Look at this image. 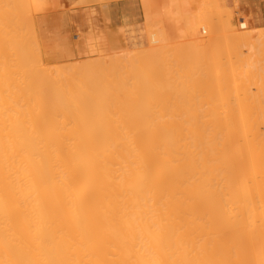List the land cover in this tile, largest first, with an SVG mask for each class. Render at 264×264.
I'll return each mask as SVG.
<instances>
[{"label": "bare ground", "instance_id": "1", "mask_svg": "<svg viewBox=\"0 0 264 264\" xmlns=\"http://www.w3.org/2000/svg\"><path fill=\"white\" fill-rule=\"evenodd\" d=\"M8 1L12 0H0V264H264V112L238 111L243 104L240 108L236 107V112L227 110L224 113L226 107L223 105V112H216L214 109L220 104L209 113H203L204 110L201 113L188 110V113H181L176 109L177 97L172 99V91H168L171 89L170 83L167 82L169 86L165 88L169 93L163 88L161 91L164 92L159 93L160 89L154 84L157 80H149L150 76L154 77V71H150L153 75L146 72L151 74L147 76L149 81L144 83L141 80L145 88L137 89L136 80L128 84L126 82L124 98L117 96L116 99L110 97L117 93L112 90L113 87L107 89L101 81L94 83L93 77L85 73V76L78 74L77 78L75 71L76 74L71 75L75 76L67 75L69 78L65 80L59 76L48 78L51 68L48 72L46 66H42L41 59L38 63L39 55L32 51L36 44L34 46L29 42L33 45L30 48L28 42L25 44L29 36H25L27 40L21 37L23 26H26L21 17L28 11L23 2L28 3L27 0H14L22 7ZM13 4L18 5L19 10L14 7L20 13L25 7V13H16ZM9 7L19 16L15 14V17L12 12L10 17ZM11 19L15 23L13 27L18 26L19 29H13L9 24ZM227 26L230 28V22ZM14 30L19 31L17 35L23 39L19 38L20 43L25 42H22L26 45L24 48L18 46L20 43ZM31 31L28 32L30 36L33 33ZM32 40L36 41L35 38ZM247 46L250 53L256 49L253 44ZM198 48L197 51L194 49L197 55ZM21 50L24 51L21 53ZM203 50L209 51L206 48ZM242 50L239 56H242ZM30 51L31 57L35 55L37 59L28 57ZM159 52L156 51L157 55L154 52V58L160 56ZM166 52L162 51L161 56L166 55ZM239 56L237 54L236 57L240 59ZM213 57L216 59V56ZM167 59L165 57V62ZM33 60L46 71L41 68L40 77L31 72L38 71L37 64L36 69L33 63V66L31 63L30 67L27 65ZM239 63L242 64L241 61ZM74 64L75 68L79 66ZM146 68L143 70L157 69ZM67 69H71V65ZM166 71H169L168 68ZM163 73L168 81L171 74H175L171 72L168 78L170 72ZM236 74L233 75L234 79ZM111 75L113 78L115 74ZM198 75L192 78L196 80ZM174 77L176 81L170 79L172 84L178 79ZM190 79L187 80L192 81ZM182 80H178L179 84H188L187 80ZM260 83L263 86L262 80ZM195 84L199 87L201 81L199 85L198 81ZM197 86L195 90L201 91L199 95L211 89L209 84L200 86L205 91L199 90ZM186 88H182L184 93ZM138 93L141 95L139 100ZM156 93H165L163 97L169 99V96L172 101L175 100L173 106L177 111L167 112V105V111H163L162 106L166 102L163 100L162 105H157L159 99ZM107 94H110L107 97H110L111 102L123 101L122 109L119 108L120 101L112 104H119L116 107L122 111L114 114L117 110L114 108L111 114V107L106 111L101 103ZM234 96L238 99V92L237 97ZM191 97L188 98L190 102L194 100ZM205 97L200 100L206 101L208 98ZM107 99L106 102L109 101ZM123 99L130 101L129 106ZM142 99L143 103H140ZM251 99L252 96L249 101ZM194 102L190 106L196 104ZM238 103L236 101L235 106ZM157 106H161L162 110H157ZM90 109L96 112L90 114L87 112Z\"/></svg>", "mask_w": 264, "mask_h": 264}, {"label": "rangeland", "instance_id": "2", "mask_svg": "<svg viewBox=\"0 0 264 264\" xmlns=\"http://www.w3.org/2000/svg\"><path fill=\"white\" fill-rule=\"evenodd\" d=\"M12 1L15 4L17 3L19 6H21L19 4V2H15V1H19V0H15V1L12 0ZM12 1H10V2H12ZM37 1L31 0V2H30V0H27L28 3H25V1H24L23 3L26 4L25 7H27V9L25 7H23L24 11L21 8H20V10H21V12L23 11L24 13H25V9L28 11H26V13L23 15H22L23 12L20 13L18 11L19 10L18 5L15 6V4H13L12 8L14 6L17 7L18 10L14 7L17 10L16 13L19 12V15H22L21 18L26 22L25 23L23 21L26 24V26H23V31L25 30L24 29L25 27H26V30H29L31 27V29L29 31L25 30V33H22L23 31L21 32V35L23 34L21 36L22 38H24L26 40L29 38L28 39L29 41L25 40L26 43L24 41H22V42H24L25 44H27V42L29 44V42H30V44L32 43L34 46L36 44L35 50L31 47L33 45L29 44L27 46L32 48L33 54H35V55L38 54L40 56V58H39V56L37 57L38 63H39V60L41 59L40 62H42L41 63L42 66L43 65L46 66V67L43 66V67H45V70L47 68L46 71H48V69L51 68V69H49L51 71L50 72L51 74L49 73L51 75L50 77H48L47 74L45 73L46 77H48V78H56L59 76L58 78L65 80V79L69 78L72 74H74L75 71L77 73L76 76L73 75L75 77H77V76L79 77L78 74H80L81 76H85V74H88L87 76L91 75L90 77H93L92 82L100 83V81H101L102 84L105 83L103 85H105L107 87V89H108V87L109 88L113 87L112 90H114L115 92L117 91L118 94L114 93L116 96L114 94H112L110 97L113 96L114 98H111V99H116L117 96L118 97L121 96V98H124L123 97V96H125L124 89L127 88V85L125 84L126 82L128 84V82L132 83L136 80L135 84L137 85V89L139 87H140L139 89H142V88H145V86L143 87V84L145 82L151 80L150 78H152L151 81L157 80V82L156 81L155 82L158 84L161 82V84H160L161 86L154 83L155 87L160 89L159 93H161L162 91L164 92V90L161 91V88L165 89V88H167V86H169V85H167V82H168V84L170 83V85H171L170 86L171 89H169V90L165 89V91H167V90L169 92L172 91V92H170V94H172L171 96L173 97L172 99H174L175 97L178 98V99L175 98L177 100V103L175 100L172 101L171 97H169L170 94H167V92H168L167 91L166 95H169L168 98L171 100L170 104H168L169 99H167V97H163V96H166V95H164L165 93H162V95L161 94L158 95V93H156L159 101L161 98V103H159V101H158L157 105L158 104L162 105L163 100L166 102V104H164L162 106V108L164 107L163 111L168 110L167 112H172L171 110H173V112H174V111H177V110H175V108L178 107L176 109H178V111L181 113H183L184 111H186L184 113H188V111L201 113L202 110H204L203 113H205V112L209 113V111L212 112V110L214 108H216L217 106H219L221 104L220 105L221 107L220 106L218 107L220 109L216 108L217 110L216 109H214V110L216 112H223L221 110H223L226 107L224 110V113H225L227 110L229 112H233V111L236 112L238 110L237 108H240L241 105L243 104L241 107L242 109L240 108L238 111L264 112V99H262V97L264 98V96H263L264 95V92H263V90H264V88H263V86H264V83H263L264 82V80H263V77H264V71H263L264 70V56H263V54L264 53H262V52H264V47H263L264 46V0H140L141 5H142V17H140L139 21H136V22H138L137 39L139 40V43H134V44L132 43V41L130 39L129 33L126 31V28L122 25V23L118 17V11H117L118 6H117V4L120 0H37ZM20 3H21V1H20ZM7 5L9 6V4H7ZM3 7L5 8V4L3 5ZM10 7H9V9H11ZM9 9H7V10H9ZM9 11H10L9 12L10 17L12 16V14L15 17H16V15L19 16L18 14L13 12L14 10L11 9ZM27 12L29 14H27ZM12 18H14V17H12ZM18 18H16V19H18ZM22 19H20V20H22ZM23 22H20V23L22 24ZM229 22H230V26H229L230 28H228V26H227ZM9 24L12 25L15 23H13V20L11 19V20H9ZM25 24H23V25H25ZM29 24H31V25H29ZM238 25L240 26V28L238 27ZM14 26L16 27V25H14ZM27 26H28V29H27ZM12 27H13V25H12ZM17 27L16 28L13 27V29H19ZM21 28L22 27H20V29ZM231 30H233V31H231ZM17 31L18 30L15 31L16 39L18 36L17 34H19V31L18 32ZM30 31L33 32V33H31L32 36H30L28 33ZM45 34H47V35H45ZM27 35L29 36L28 38L25 37ZM33 35H34V37H33ZM19 38H20V35L18 36V39H17V41L20 43ZM22 38H20V39L23 40ZM34 38L36 41L32 40ZM30 40H32V41H30ZM248 40H249L250 45L253 44L256 47V49L259 46L261 48L259 47L258 48L259 50L257 49L258 51L256 49L252 50V52H251L252 54H251L249 47L247 46V44L249 45V43H247ZM90 41H92V42L94 41V42L90 43ZM96 41H99V42H96ZM21 43L18 46L24 48V46H26V45L24 43H22V44ZM260 43L262 46L260 45ZM37 44H38V46H37ZM226 44L229 47L231 46L229 50H228V46H226ZM257 44H259V46ZM89 45H91V47ZM186 46H188V47L185 48ZM210 46H212V47L214 46V48L216 50H213L214 48L211 49ZM65 47H67V48H65ZM89 47L92 48L93 50L91 49V51H89L90 50ZM98 47H100V49H98ZM194 47H196V48H194ZM198 47H200L201 49ZM238 47H239V49H236ZM240 47H241V49H240ZM262 47H263V49H262ZM30 48H28V51ZM36 48H38V51H36ZM181 48H184V49L182 50ZM197 48H198L199 57H198L197 53L195 52V50ZM205 48H206V50L209 49L208 53H207V51L203 50ZM231 48L233 49L232 52H231ZM25 49L27 50V48H25ZM46 50H48L49 52ZM51 50H52V52H51ZM199 50H201V52H203V54H201V52ZM240 50H242V56H239V55H241ZM22 51H24V50H21V53H22ZM32 51L29 52L30 56H28V57L34 59L35 55H34V57H31V56H33ZM35 51L38 53H36ZM57 51L59 52V54ZM61 51H62V53H61ZM63 51L65 53L66 52L67 53L65 55H63L64 54ZM100 51H101V54L98 55V53H100ZM156 51L157 52L158 51H161V52L167 51L166 55H168L170 52H172L171 55L174 56V57L172 56L174 59L171 58L170 54L168 55L169 56L168 57L163 53L164 54L163 56H165L166 58H169V59H167V62L169 60L170 63L167 64V62H165V57L161 56V54H162L161 52H159V54H158L161 57L155 56V58H154V55H155L154 52L156 53ZM215 51L216 52L218 51V52L216 53ZM91 52H92V54H91ZM93 52H94V54H93ZM102 52H105V53H102ZM255 52H257V54H255ZM208 54H210V55H208ZM237 54L240 57V59H238L236 57ZM55 55H57V56H55ZM116 55L119 59H117ZM156 55H157V53H156ZM200 55H201V58H200ZM213 55L216 56V59H215V57H213ZM45 56H46V59H45ZM105 56H106V59H104ZM185 56H187V57H185ZM191 56H193V57L191 58ZM195 56H196V58H195ZM206 56H208V57H206ZM209 56H211V57H209ZM101 57H103V59ZM131 57L133 60H131ZM212 57H213V59H212ZM234 57H236V59H233ZM241 57H242V59H241ZM257 57H258V59H257ZM27 58H25V59H27ZM37 58H35V59H37ZM96 58L97 59L99 58L101 60L98 59L99 60L98 61ZM158 58L161 59V60L159 59L161 62L159 60L158 61L155 60ZM170 58H171V60H170ZM180 58H183V59L180 60ZM129 59L131 60V62ZM197 59H198V62H197ZM222 59H223V62H222ZM245 59H247V60H245ZM44 60H47V61H44ZM86 60L89 61V63H87ZM134 60H137V61L134 63ZM33 61L32 62L26 61V62H29L27 65L29 66L30 63L31 64L33 63L35 69L37 66H38L37 68H39V65L37 63H35V61L34 62ZM91 61H93V63H95V64H92ZM213 61L216 65L213 63ZM239 61H241L242 64H240ZM242 61H244V62L246 61V63H244ZM98 62H100V63H98ZM129 62L132 64H129ZM155 62H157V63H155ZM163 62L165 64H163ZM190 62H191V64H190ZM210 62L213 64H211ZM252 62H256V64L251 65L250 63H252ZM74 63L77 65L79 64V66H76L77 68H75V66H73ZM201 63H203V64H201ZM228 63H229V65H228ZM257 63L259 64V66ZM33 64L31 66H33ZM35 64H37V66H35ZM68 64L71 65V69H67V68H70V65H68ZM80 64H82V65L80 66ZM134 64L136 65V67ZM170 64H172V65H170ZM184 64H186V65H184ZM196 64H198L199 67ZM248 64H249V66H248ZM107 65H109V66H107ZM128 65H131V67ZM146 65H147V68L149 66V68L152 67V69H154V67L156 69V67H157L156 71H158V72H156L155 70H151V69L148 71L143 70L146 68ZM192 65L195 67V69H194L195 71L193 70L194 67ZM42 66H40V67L42 68ZM158 66H159V68H158ZM165 66H166V68H165ZM188 66H190L191 68ZM222 66H223V68H221ZM83 67H85V68H83ZM169 67H172V69L171 68L169 69ZM245 67H247V68H245ZM248 67H251V68H248ZM41 68L37 69L38 71L32 70L31 72L36 77L37 76L40 77L42 75V73L40 74L39 72L43 69V68L42 69ZM56 68H58V69H56ZM167 68L169 71H166ZM186 68L187 69L190 68V69L187 70ZM214 68L216 71L214 70ZM219 68H221V70ZM28 69H30V68H28ZM63 69L67 71L66 72L67 74L64 72ZM108 69H110V70H108ZM111 69L114 70L113 71L114 73L112 72ZM115 69H117V70H115ZM162 69H164V70H162ZM173 69H174V71H170ZM247 69H248V72H246ZM249 69H250V71H249ZM139 70L144 71L145 75L143 76L144 72H142V71H140V72L143 74L140 75ZM238 70L239 71L242 70V71L238 72ZM43 71H44V69H43ZM46 71H44V72H46ZM91 71H92V73H91ZM109 71H111L112 73ZM118 71H121V72H119L120 74L117 73ZM150 71L151 72L154 71L153 73H155L156 76L158 75L157 73H159V75H162L163 72H166V73L170 72L168 74L169 75L168 78L170 77L171 72L172 73L174 72L175 73L174 75L176 76V78H178L177 82H175V83L173 82V84L171 83V80L176 81V80H174L175 77L173 74H171L169 81L166 79L167 78L166 75H162L164 77L157 76V78L160 77V79H161V80L159 79L160 80L159 81L155 77V75H154L155 79H154V77L150 76L152 74ZM161 71H162V73H161ZM181 71L186 72V73H182ZM198 71H200V72L198 73ZM234 71L236 73L238 72L239 74L242 73V75L240 74L242 77L240 75L238 76L241 79L236 78L238 73L236 74ZM243 71L246 72V74L243 73ZM55 72H57V73H55ZM81 72H83V73H81ZM146 72L151 73V74H148V73L146 74ZM190 72H191V74L193 73L192 74L193 76L190 75ZM233 72L236 74V76H234L236 80L233 78V75H235ZM250 72H252V73L250 75H247ZM253 72H254V74H253ZM54 73L56 75L57 74L58 75L55 76ZM93 73H94V75L92 76ZM126 73H127V75H125ZM166 73H163V74H166ZM219 73H220V75H219ZM230 73L233 75H230ZM111 74H115L113 76L114 79L112 78ZM43 75H44V73H43ZM67 75L69 77H67ZM184 75L186 76V78L188 76L187 79L194 77V75H198L196 77V80H195V78L194 79L192 78L190 80H192V81L195 80L196 82L198 81V85L200 84V81H201V84L199 85V87L195 84V81L193 82L198 87V89L200 88L199 90H202L203 88H201V87L202 86L204 87L205 84L206 85L209 84V88L211 87V89L210 90L207 89V90L211 91L210 93L212 96H210V93L207 92V90L205 91V89H203L205 92H203L199 95L198 93L201 91L198 92V90H195L196 86L193 88L194 84L192 85V81H188ZM245 75H247L246 78H245ZM60 76H62V77H60ZM73 76H71V77H73ZM95 76H96V78H95ZM127 76H130V77H127ZM131 76L133 79L131 78ZM140 76H142V77H140ZM147 76L148 77L150 76L149 80L147 79L148 78ZM165 76H166V78H165ZM182 76H184V77H182ZM254 77H256V78H254ZM110 78H112L113 80ZM138 78H139V80H138ZM182 78H184L185 80L188 81V82H186V83H188L187 85L182 86L183 84H181V83L179 84L180 81H183ZM214 78L217 80L218 83L216 82V80ZM232 78H233V82H232ZM251 78L253 79L252 82H254V84L250 81V80H252ZM99 79H102L105 82H103L102 80H99ZM162 79L165 81H162ZM198 79H200V81ZM239 79H240V82H239ZM111 80H112V82H111ZM141 80H144V83ZM178 80H179V82H178ZM222 80L224 82H222ZM245 80L249 81V83H247ZM261 80L263 83V86L261 85L262 87L260 86ZM228 81H230V83ZM238 83H240L241 85ZM163 84H165V85L162 86ZM110 85H112V86H110ZM180 85L182 86V88H184L186 86L187 91L189 90V92L190 91L191 92L189 93V92L185 91V93H184V90L180 87ZM243 85L245 86V88H243ZM257 86H259V88H257ZM134 87L136 88V86H134ZM149 87H151V86H149ZM260 87H261V89H260ZM147 88H148V85H147ZM207 88H208V86H207ZM190 89H192V90H190ZM248 90H249V92H248ZM214 91H216V92H214ZM236 91L239 94L238 97H237ZM242 91L244 92V94ZM110 92H111V90H110ZM143 92H139V93L141 94ZM206 92L209 93V95ZM247 92H248V95H247ZM139 93L137 94L138 100L141 98L140 97L141 95ZM213 93H214V96H213ZM249 93H250V96H249ZM174 94H175V96H174ZM109 95L108 94L105 95V97L103 98L104 100L102 101L101 104L105 106L106 111H109L108 108L111 107L110 110H111V114H112V112H113L112 109L113 110H114V108L117 109L116 106H119V104L116 106L112 105V104H117V101H118V103L121 102V104H120L121 107L119 106V108L122 109V107H123L122 105L124 103H122L123 102L122 100L121 101L120 100H117V101L113 100V102H111L112 100L110 99V97H107ZM193 95H195V98ZM201 95L202 96L204 95V96L201 97ZM234 95H236V97L238 99H236ZM189 96L193 97V98L191 97V100L194 99L196 104H192L190 106V104L193 103L194 100L190 102V100L188 99ZM205 96H207L208 99H206V101H208V102H206L205 99L200 100V98H206ZM222 96L224 97L223 99H222ZM240 96H241V98H239ZM251 96H252V99H253V97L255 99H253V100L251 99V101H249ZM63 98H64V96H63ZM107 98H109V99H107ZM157 98H156V100H158ZM164 98H166L168 101H166ZM106 99L109 100L108 101V102H110L109 104H108V102L105 101ZM225 99H226V101H225ZM181 100H183V101H181ZM199 100L202 101L203 104H201V102ZM234 100L239 102L237 106H235L236 101H235V103H233ZM243 100L245 101V103L243 102ZM261 100H263V103L261 102ZM124 101H125V103L127 102L128 106H129L130 101H128V99L127 100L125 99ZM142 101H143V99L141 100L140 103H143ZM174 101H175V105H176L175 108L173 106ZM210 101H211V103H210ZM171 102H173V103L171 104ZM221 102H223V104ZM240 102H242V103H240ZM178 103L180 104V106ZM212 103L214 105H212ZM249 104L251 106L248 108ZM183 105L184 106L186 105V107H184ZM195 105H196V107H195ZM222 105L225 107H223ZM165 106L167 107V110H165L166 109ZM210 106H211V108H210ZM257 106L259 107V109L257 108ZM180 107H181V111L179 110ZM246 107H247V109H246ZM124 108H126L125 105H124ZM183 108H184V110H183ZM254 108H255V110H254ZM118 109L115 110L113 113L115 114L121 110V109H119V110ZM158 109L162 110L161 106H160V108H159V106H157V110ZM261 109H262V111H261ZM90 110L92 111V113H91V111H87L90 114H93L96 112L95 110L93 111V109H90ZM124 110H127V109H124ZM149 110H153V109H149ZM215 111H213V112H215Z\"/></svg>", "mask_w": 264, "mask_h": 264}, {"label": "crops", "instance_id": "3", "mask_svg": "<svg viewBox=\"0 0 264 264\" xmlns=\"http://www.w3.org/2000/svg\"><path fill=\"white\" fill-rule=\"evenodd\" d=\"M118 17L126 31L130 35L132 43H139L137 39V26L142 17V5L140 0H120L117 4Z\"/></svg>", "mask_w": 264, "mask_h": 264}]
</instances>
